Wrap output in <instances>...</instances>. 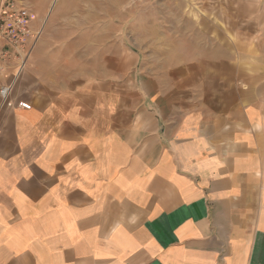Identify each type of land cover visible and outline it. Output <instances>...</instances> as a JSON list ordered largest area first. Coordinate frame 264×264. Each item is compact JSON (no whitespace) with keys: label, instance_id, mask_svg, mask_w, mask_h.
I'll return each mask as SVG.
<instances>
[{"label":"crops","instance_id":"0c3cea01","mask_svg":"<svg viewBox=\"0 0 264 264\" xmlns=\"http://www.w3.org/2000/svg\"><path fill=\"white\" fill-rule=\"evenodd\" d=\"M17 1L0 264H264V0Z\"/></svg>","mask_w":264,"mask_h":264},{"label":"built area","instance_id":"2783aa9c","mask_svg":"<svg viewBox=\"0 0 264 264\" xmlns=\"http://www.w3.org/2000/svg\"><path fill=\"white\" fill-rule=\"evenodd\" d=\"M32 11L17 0H0V76L7 82L0 86L2 104L13 106L10 97L14 87L27 69L35 46L43 35L46 20L35 27ZM18 106L30 109L20 101Z\"/></svg>","mask_w":264,"mask_h":264},{"label":"rangeland","instance_id":"374dc122","mask_svg":"<svg viewBox=\"0 0 264 264\" xmlns=\"http://www.w3.org/2000/svg\"><path fill=\"white\" fill-rule=\"evenodd\" d=\"M230 1L231 0H224L223 3L228 4V3H230ZM238 1L240 2V0H237V2H236L237 4H238ZM223 3L222 2L214 3L213 4L214 5L213 9H216V8L219 9V8H221V6L223 5ZM191 5H192V8H191L192 10H198L199 9V4H197V2H193ZM34 21L36 22V21H38V19L35 18ZM43 21L41 23H43Z\"/></svg>","mask_w":264,"mask_h":264}]
</instances>
